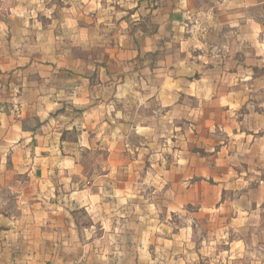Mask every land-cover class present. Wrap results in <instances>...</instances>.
Listing matches in <instances>:
<instances>
[{
  "label": "rangeland",
  "instance_id": "obj_1",
  "mask_svg": "<svg viewBox=\"0 0 264 264\" xmlns=\"http://www.w3.org/2000/svg\"><path fill=\"white\" fill-rule=\"evenodd\" d=\"M82 1L0 0V115L23 121L20 158L36 165L38 147L44 162H53L46 176L35 177L53 180L56 187L44 190L46 195H70L61 207L69 211L76 239L94 242L103 227L111 233L106 245L122 241L124 246L143 238L128 235V227H145L153 245L184 238L210 251L204 258H211V264H225L224 244L231 235H218V230L237 219L240 209L233 205L225 211L222 204L228 193L237 198L240 190L222 187L211 209V167H223L218 152L234 124L251 127L256 115L261 122L264 117V34L250 22L264 23V5L239 10L233 3L222 7L217 0H192L193 14L166 27L155 53L141 56L128 73L108 72L107 77L104 56L110 42L100 37L113 29L88 22L94 12L85 13ZM82 23L89 24L87 29H81ZM156 27V22L145 23L147 31ZM86 81L97 86L98 99L110 101L102 131L87 128L83 111L72 103ZM166 81L174 85L155 91L154 83ZM126 83L129 89L114 96L109 85ZM140 86L144 91L138 97L135 88ZM228 86L242 101L219 100ZM155 93L154 99L144 100ZM120 113L129 121L116 119ZM0 146L7 150L8 170L0 176L5 180L0 198L6 202L2 209L9 210L17 194L28 199L43 191L30 170L11 173L12 149L3 147L4 139ZM43 156L38 155L40 162ZM229 171L217 175L225 179L223 173L233 174ZM80 190L84 193L78 199L73 194ZM176 197L184 199L177 213L172 211L179 208ZM119 248L107 255L126 264ZM168 262L155 258L152 264Z\"/></svg>",
  "mask_w": 264,
  "mask_h": 264
},
{
  "label": "crops",
  "instance_id": "obj_2",
  "mask_svg": "<svg viewBox=\"0 0 264 264\" xmlns=\"http://www.w3.org/2000/svg\"><path fill=\"white\" fill-rule=\"evenodd\" d=\"M82 2L84 3H80V7L85 13L94 12L90 14L88 22L94 23L98 28L103 26L113 29L111 33H103L100 37L101 41L110 42V47L106 49L104 56L108 60L105 71L107 77L108 72L111 75L128 73L133 64H136L137 68L141 56L145 57V55L155 53L158 49L166 27L170 24L179 25L186 22L194 10L192 0H83ZM217 3L222 7L233 3L235 6H240L239 10H242L247 9L249 5L263 6L264 0H217ZM150 11L152 15L147 14ZM86 19L88 18L86 17ZM147 22H156V29L147 31L145 28ZM250 22H256V31H259V34L260 31L264 34V23L252 19ZM82 24L81 29L83 30L89 26L86 23ZM221 25L233 26L235 23L222 22ZM241 39L244 40V38ZM86 82L87 86L86 89L83 88L81 97L74 98L72 103L77 109L83 111L82 122L87 128L102 131V123L106 121V108L110 101L103 102L98 99L97 86L89 81ZM112 85L116 97L121 96L117 93L126 89L125 86L128 89L130 87L128 83L124 85L111 84L109 87ZM169 85L174 84L168 81L163 84L161 82L154 83L155 91L168 90ZM228 87L225 89L226 95L219 96V100L222 99L227 103L229 100H236L237 103L238 99L242 101L241 96L239 98L237 94L231 93L232 90L236 92L233 86ZM174 88V92L179 91L178 85ZM172 89L170 88V90ZM140 90L144 91V88L142 86L135 88L138 97L141 95ZM133 94L135 93L133 92ZM156 94L144 100L154 99ZM157 100L160 101V98ZM153 101H149L148 104ZM115 117L123 119L124 122L129 121L121 113L116 114ZM255 119L257 122L251 127H246L243 123L237 128L234 124L235 128L230 129L227 134L228 141L218 152L217 160L222 162L223 167H217L218 164L211 167V201L213 200L211 209L219 203L222 187L230 191L232 189L240 190L237 198H233L228 193V198L224 199L222 204L225 211L233 205H236L235 209H240L237 219L233 218L229 226L225 225L218 230V235L225 236L228 233L231 235L224 244V250L227 253L225 264H264V117L262 122L258 115ZM0 127V140L4 139L3 147L10 146L12 149L13 171L11 173L17 174L30 170V175H33L37 185H40V191H43L37 195L28 196V199L23 194H17L15 208L9 210L2 209L6 202L0 198V264H71L75 260L80 264H119L116 263L117 259L114 256L110 258L107 255L108 251L112 253L117 246L120 247L119 250L122 248L125 251L123 253L127 256L126 264H152L155 258L169 260V264H211V258H204V255H210V251L206 253L203 245L197 248L192 243L193 241H184V238L181 242L176 240L175 243H172L167 239L162 244L153 245L149 239L145 238L147 233L145 227H128L126 230L128 235L134 237L135 234L141 233L143 238L140 243L135 239L136 242L130 240V243L124 246L122 241H119L116 246L106 245L107 237L105 238V236L111 233L104 231L103 227L101 228L102 237L94 242L76 239L74 223L67 220L70 217L69 211L61 207L62 204H67L70 201V195H46L44 190L50 191V188L53 190L56 187L53 180H42L35 177H38L41 172L43 176H46L49 170L53 169V162H44L46 158L38 147L35 150L36 165L31 166L28 164L29 162L20 158V151L23 147L22 139L25 137L22 120L15 119L13 116H1ZM45 149L42 148L43 151ZM51 153L56 155L57 152L51 149ZM6 154V148L3 150L0 146L1 177L8 174ZM38 155L43 156L40 157L42 162L38 160ZM27 165L31 167L26 169ZM54 165L56 167L57 164ZM220 170H230L229 172L233 171V174H228L226 177L223 173L225 179H222L221 175H217V171ZM4 182L5 180H0V188ZM62 183L64 182L62 181ZM214 191L217 193L214 194ZM82 193L84 192L80 190L73 195L80 199ZM163 199L165 198L163 197ZM183 201L184 199L176 197L179 208L176 206V210L172 211L177 213L178 209L182 210ZM163 202H167V199ZM25 203L29 204V210L25 209ZM96 215L101 216L100 214ZM141 243L144 244V247H141ZM123 263H125L124 259Z\"/></svg>",
  "mask_w": 264,
  "mask_h": 264
},
{
  "label": "built area",
  "instance_id": "obj_3",
  "mask_svg": "<svg viewBox=\"0 0 264 264\" xmlns=\"http://www.w3.org/2000/svg\"><path fill=\"white\" fill-rule=\"evenodd\" d=\"M71 264H80V262L75 260V261L71 262Z\"/></svg>",
  "mask_w": 264,
  "mask_h": 264
}]
</instances>
